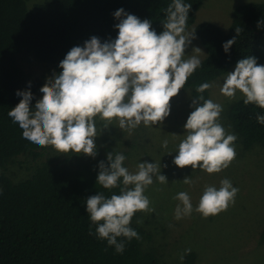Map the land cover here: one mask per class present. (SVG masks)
Returning <instances> with one entry per match:
<instances>
[{"label":"clouds","instance_id":"obj_1","mask_svg":"<svg viewBox=\"0 0 264 264\" xmlns=\"http://www.w3.org/2000/svg\"><path fill=\"white\" fill-rule=\"evenodd\" d=\"M191 7L185 0H171L164 10L163 30L159 33L150 19H141L122 7L115 10L113 16L119 21L113 26L118 29L116 37L101 41L93 35L82 46L71 47L59 62L61 71L52 73L40 90V101L33 105L31 85L27 86L29 91L17 90L20 102L7 115L18 126L21 139L34 147L50 145L60 153L94 157L97 119L104 121V128L116 125L122 130L141 124H162L171 112L170 99L185 88L188 78L202 64L198 55L185 52L195 39V31L187 27ZM256 26L264 27V18ZM235 32L238 35L240 29L235 28ZM237 35L223 42L226 54ZM257 59L252 55L239 59L234 70L224 77L221 94L236 98L239 92L245 105L252 103L264 108V65L258 64ZM214 84L215 81H206L196 87L201 95L192 100L193 110L183 125L186 135L172 161L180 168L190 165L193 170L218 173L228 168L236 156L237 136L226 131L221 123L223 105L202 95ZM256 121L264 125V114L258 113ZM161 148L165 154L172 153L166 151L167 139L161 141ZM125 160L122 152L110 151L108 163H98L97 184L108 190L119 187V193L106 196L97 192L86 199L91 221L89 235L106 240L121 254L126 242L141 238L130 226L134 214L154 211L146 189L154 180L161 184L168 182L161 172V162L139 161L137 170L131 172L124 166ZM183 181L191 183L189 177ZM238 192L230 179L223 178L219 187L205 186L195 208L187 191L177 192L173 197L179 201L174 218L181 220L193 211L204 218L218 215L235 204ZM189 252L191 249L185 248L179 260L182 262Z\"/></svg>","mask_w":264,"mask_h":264},{"label":"trees","instance_id":"obj_2","mask_svg":"<svg viewBox=\"0 0 264 264\" xmlns=\"http://www.w3.org/2000/svg\"><path fill=\"white\" fill-rule=\"evenodd\" d=\"M185 2L192 5L187 21L190 29L204 0ZM169 3L171 0H48L31 8L27 0H0V264H160L156 250L143 247L151 235L139 222L142 211L134 214L130 224L141 238L126 242L122 254L106 240L89 235L86 199L97 192L106 196L119 193V187L108 190L97 184L98 163L107 164V154L82 160L71 155L45 158L49 146L34 147L23 141L7 113L20 102L17 90L29 91L28 85L33 105L39 101L42 81L21 66L22 54L59 72V62L71 47L82 46L93 35L101 41L116 37L118 29L113 26L119 21L113 16L115 10L122 7L141 19H150L159 33ZM262 18L264 2H250L234 9L228 29L211 21L198 23L194 30L206 53L201 67L178 93H187L192 100L201 95L196 92L200 83L226 74L245 56L257 57L262 65L264 27L256 26ZM235 28L240 29L238 35ZM236 35L226 54L223 42ZM202 95L210 99V89ZM258 113L264 114V108L245 105L243 97L228 107V120L245 150L264 147V125L257 123ZM19 156L39 159V163L30 177L14 181L6 167ZM260 241L264 243V226ZM195 255L189 253L186 263L192 264Z\"/></svg>","mask_w":264,"mask_h":264},{"label":"rangeland","instance_id":"obj_3","mask_svg":"<svg viewBox=\"0 0 264 264\" xmlns=\"http://www.w3.org/2000/svg\"><path fill=\"white\" fill-rule=\"evenodd\" d=\"M44 1L48 0H27L31 8ZM250 2L264 0H204L195 24L188 30L195 31V26L204 21H211L223 29H228L234 9ZM185 52L186 55L195 54L200 59L204 58L206 48L196 33L195 39ZM20 64L42 81V88L52 78V73L56 72L50 64L28 53L20 56ZM234 68L235 66L231 67L228 72ZM226 75L227 73L213 80L215 84L210 88V99L223 105L221 123L226 131L236 134L228 120V107L243 96L239 92L236 93V98L221 94L220 87ZM41 99L39 92V101ZM192 100L187 93H178L172 97L170 115L162 124L154 126L141 124L134 129L125 130L116 125L104 128V121L97 119L95 143L100 154L93 157L83 153H60L49 145L45 158L59 156L63 159L71 155L80 160L87 157L96 159L110 151L114 154L122 152L126 156L124 163L131 172L137 170L139 161L161 162V172L167 176L168 182L161 184L154 180L146 189V195L151 201L150 207L154 211H142L139 219L151 235L144 241V249L156 250L160 264H187L186 256L192 252L196 254L192 264H264V243L260 241L264 226V147L255 145L245 150L236 135V156L228 168L218 173L208 174L200 169L193 170L190 165L183 168L174 165L172 161L177 154L175 150L186 135L183 125L193 110L190 107ZM164 139L168 140L166 151L172 152L171 154H165V150L161 148V141ZM38 163L39 159L19 156L7 165L6 172L14 181L24 180L32 175ZM1 171L3 169L0 167ZM185 177L190 178V184L184 183ZM223 178L230 179L239 188L234 205L207 218L195 211L181 220L174 218V209L179 201L173 197L177 192L187 191L195 208L205 186L219 187ZM185 248H190L191 252L181 262L179 256Z\"/></svg>","mask_w":264,"mask_h":264}]
</instances>
